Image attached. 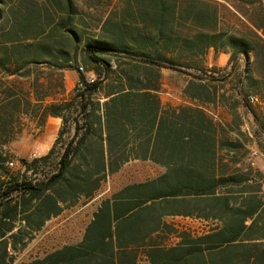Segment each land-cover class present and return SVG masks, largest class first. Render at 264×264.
Here are the masks:
<instances>
[{
	"label": "trees",
	"instance_id": "16d2710c",
	"mask_svg": "<svg viewBox=\"0 0 264 264\" xmlns=\"http://www.w3.org/2000/svg\"><path fill=\"white\" fill-rule=\"evenodd\" d=\"M263 1H123L120 22L106 19L80 47L72 0H51L63 14L58 27L65 28L66 48L58 49L38 40L39 11L0 9V264H12L46 222L92 199L130 161H149L164 173L103 200L79 244L26 264H136L140 254L149 264H264V174L244 163L250 141L201 106L164 107L159 98L160 71L168 69L190 77L186 98L213 104L199 75L212 72L204 63L210 50L231 62L242 57L246 82L264 88ZM221 2L239 29H224ZM71 63L95 81L85 83L79 73L83 87L69 102L46 105L41 118H60L65 126L79 109L73 136L60 145L62 129L45 156L19 159L25 173L14 175L4 147L13 139L12 123L27 114L19 108L31 99L27 93L22 103L5 81L28 79L32 66L62 72ZM54 157L55 170L37 178L34 168ZM173 217L211 226L194 234L168 224ZM169 238L176 244L169 246Z\"/></svg>",
	"mask_w": 264,
	"mask_h": 264
},
{
	"label": "rangeland",
	"instance_id": "374dc122",
	"mask_svg": "<svg viewBox=\"0 0 264 264\" xmlns=\"http://www.w3.org/2000/svg\"><path fill=\"white\" fill-rule=\"evenodd\" d=\"M51 0H0V9L3 11H19L31 8L40 12V23L43 27L38 40H45L52 44L54 49L64 47L65 28L58 27L62 13L50 2ZM127 0H72L75 14L72 16V27L81 36V47L84 38L99 34L101 24L106 19L112 22H120L122 19V4ZM264 3V1H263ZM45 10L49 19L45 20ZM221 15H223L224 29H239V23L232 16L231 10L221 2ZM208 71L199 74L208 85L211 95H214V103H198L186 98L183 91L190 81V77L176 71L161 69L159 98L164 107L177 106H201L205 112L217 123L227 129H237L250 141L247 149L249 154L244 161L246 165L259 170L264 174V88L250 86L244 76L246 75L244 60L242 57L229 61V55L214 53L210 50L204 59ZM60 61H54L52 65H60ZM70 68L58 72L55 66L29 67L28 79H16L9 77L6 86H15L14 91L22 99L27 93L30 95V105H22L19 110L27 114L20 115L12 123L13 139L4 147L8 156V168L14 175H23L24 167L19 159L31 161L45 156L59 132L63 129V137L60 145L67 142L74 133V120L80 116L79 109L72 112L65 126L60 118L47 116L41 118L46 105L60 102H69L75 95V85L79 73L84 79L96 76L92 72H86L78 63V69L73 63ZM38 81V82H36ZM42 84V85H40ZM60 86L63 88L60 89ZM42 95H49L45 103L41 105L38 100ZM254 96L255 104H249L247 98ZM56 157V156H55ZM47 164H39L36 168L37 178L43 174L55 170L56 158ZM164 173V169L149 161H130L117 173L108 176L101 184L94 197L88 201L80 200L75 206L65 209L59 216L50 219L42 229L36 233L31 242L23 249L13 254L12 264H26L36 259H41L64 246L77 245L81 242L84 230L92 220L100 203L110 198L124 186L142 183L154 179ZM29 176V174H28ZM167 223L178 230H187L194 234H200L208 230L210 223L196 219L173 217L167 218ZM168 245L175 244V239L170 238ZM136 264H147L142 254L138 256Z\"/></svg>",
	"mask_w": 264,
	"mask_h": 264
},
{
	"label": "built area",
	"instance_id": "2783aa9c",
	"mask_svg": "<svg viewBox=\"0 0 264 264\" xmlns=\"http://www.w3.org/2000/svg\"><path fill=\"white\" fill-rule=\"evenodd\" d=\"M95 81V79H93V77H89V78H86V79H84V82L85 83H92V82H94ZM75 87L76 88H82L83 87V84H82V82H80L79 80L76 82V85H75ZM247 102L249 103V104H255L256 102H257V99L254 97V96H249L248 98H247Z\"/></svg>",
	"mask_w": 264,
	"mask_h": 264
},
{
	"label": "crops",
	"instance_id": "0c3cea01",
	"mask_svg": "<svg viewBox=\"0 0 264 264\" xmlns=\"http://www.w3.org/2000/svg\"><path fill=\"white\" fill-rule=\"evenodd\" d=\"M169 239H170V238H169ZM169 239H168V240H169ZM174 239H175V238H174ZM168 240H167V241H168ZM176 242H177V240L175 239V244H176ZM173 245H174V244H173ZM169 246H172V245H169ZM144 258H145V256H144ZM137 259H138V258H137ZM145 259H146V258H145ZM136 262H137V260H136ZM146 262H147V264H149L148 261H147V259H146Z\"/></svg>",
	"mask_w": 264,
	"mask_h": 264
}]
</instances>
